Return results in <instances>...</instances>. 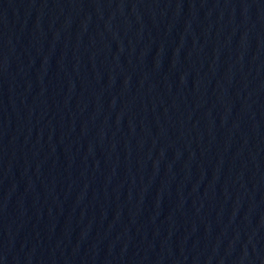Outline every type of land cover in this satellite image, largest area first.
Segmentation results:
<instances>
[{
    "label": "water",
    "instance_id": "95a60500",
    "mask_svg": "<svg viewBox=\"0 0 264 264\" xmlns=\"http://www.w3.org/2000/svg\"><path fill=\"white\" fill-rule=\"evenodd\" d=\"M264 257V0H0V264Z\"/></svg>",
    "mask_w": 264,
    "mask_h": 264
}]
</instances>
